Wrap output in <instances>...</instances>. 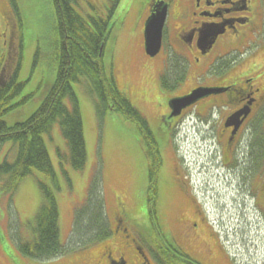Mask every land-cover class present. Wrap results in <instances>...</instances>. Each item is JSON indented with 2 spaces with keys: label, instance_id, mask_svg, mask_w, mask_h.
Instances as JSON below:
<instances>
[{
  "label": "flooded vegetation",
  "instance_id": "1",
  "mask_svg": "<svg viewBox=\"0 0 264 264\" xmlns=\"http://www.w3.org/2000/svg\"><path fill=\"white\" fill-rule=\"evenodd\" d=\"M157 6L165 7L166 18L161 49L150 57L143 28ZM7 7L0 9L1 84L11 79L21 51ZM112 9L99 14L109 33ZM139 44L143 74L128 85L134 109L129 205L118 198L108 234L95 245L43 260L17 247L14 253L13 244L29 240V232L25 237L16 229L13 239L9 227L8 236L0 229V264H233L213 228L214 204L200 171L185 164L174 144L187 125L202 131L217 182L255 201L264 216V65L257 66L264 55V0H147ZM247 58L256 63L242 70ZM198 86L214 92L172 113L169 100Z\"/></svg>",
  "mask_w": 264,
  "mask_h": 264
},
{
  "label": "rangeland",
  "instance_id": "2",
  "mask_svg": "<svg viewBox=\"0 0 264 264\" xmlns=\"http://www.w3.org/2000/svg\"><path fill=\"white\" fill-rule=\"evenodd\" d=\"M17 2L21 24L15 14L10 20L16 23L15 30L22 47L21 66L17 77L18 82L22 83V90L15 99L17 103L22 101L3 115L2 118L8 125L25 120L39 107L56 75L54 54L57 42L54 26L56 14L52 0ZM146 2L147 0H76L73 5L75 11L85 20L92 15H104L113 8L111 20L114 22V28L105 42L103 64L107 71L113 72L119 87L128 96L126 86L131 84L135 75L143 74L136 66L144 60L145 55L139 47V33ZM3 8L5 0H0V9ZM119 28L121 29L116 30ZM166 47L164 43L163 49ZM255 63L256 59L247 58L242 70ZM261 65H264V55L259 57L257 62L258 67ZM259 71H262L261 67ZM188 81L184 88L188 87ZM72 88L83 122L85 167L80 171H74L65 162L61 168L57 151L67 152V147L58 123L53 124L50 132L43 134L56 174V181L47 183L57 200L62 242L70 229L74 207L86 199L93 177L103 178L105 204L110 212L115 196L128 204L130 192L133 125L119 113L112 111L107 112L101 119L97 118L93 97L83 78L72 82ZM201 132L187 125L174 144L178 143L181 146L185 164H190L193 170L200 171L198 180L205 186L209 204H214L208 206L210 215L215 220L213 228L226 252L232 257L233 264H264V216L255 201L244 200L233 187H226L217 182L208 155L205 156ZM2 151L4 157H1ZM15 156L16 146L12 142L5 141L0 144V162L5 159L12 162ZM202 162L207 165L202 167ZM42 180H47L44 174L33 170L19 182L11 194L1 188L0 181V216L10 221L16 220L18 215L22 221L21 228L31 236L33 217L41 202L38 182ZM217 202H220V205H217ZM170 209L174 210L173 205ZM13 251L16 253V250Z\"/></svg>",
  "mask_w": 264,
  "mask_h": 264
},
{
  "label": "trees",
  "instance_id": "3",
  "mask_svg": "<svg viewBox=\"0 0 264 264\" xmlns=\"http://www.w3.org/2000/svg\"><path fill=\"white\" fill-rule=\"evenodd\" d=\"M9 2L16 7V0ZM73 2L76 0H52L56 14V75L39 107L25 120L8 125L2 117L22 101H15L22 90V83L17 81V73H14L6 84L0 85V144L10 141L16 146L14 160L0 162L1 188L11 194L33 170L42 172L47 179L39 181L42 204L35 217L33 242L17 245L23 254L37 259L63 251L58 237L57 205L47 183L55 182L56 174L43 134L58 123L67 147L66 153L58 152L60 166L67 162L71 169L80 171L86 162L81 113L72 82L84 79L93 97L97 118L101 119L112 111L130 121L134 114L128 97L117 85L112 71H107L103 64L104 46L109 36L108 21L98 14L86 21L73 9ZM105 208L102 178L93 177L87 198L74 214L71 238L84 245L106 236L109 229Z\"/></svg>",
  "mask_w": 264,
  "mask_h": 264
},
{
  "label": "water",
  "instance_id": "4",
  "mask_svg": "<svg viewBox=\"0 0 264 264\" xmlns=\"http://www.w3.org/2000/svg\"><path fill=\"white\" fill-rule=\"evenodd\" d=\"M164 16L165 11L161 9L160 11L152 13L146 19L144 26V47L146 53L149 55H154L159 51ZM212 91H214L212 88H197L186 96L172 99L173 105L171 107L174 110H178L179 108L192 103L195 98L209 94Z\"/></svg>",
  "mask_w": 264,
  "mask_h": 264
}]
</instances>
